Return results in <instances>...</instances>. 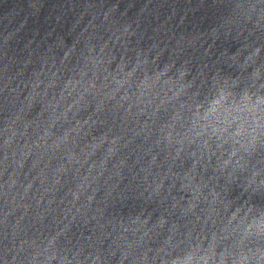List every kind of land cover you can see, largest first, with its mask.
Masks as SVG:
<instances>
[{
	"label": "clouds",
	"instance_id": "clouds-1",
	"mask_svg": "<svg viewBox=\"0 0 264 264\" xmlns=\"http://www.w3.org/2000/svg\"><path fill=\"white\" fill-rule=\"evenodd\" d=\"M218 7L228 11L209 29H215L218 37L214 41L207 37L206 44L209 40L216 44L223 37L238 46L234 52L222 48L215 60L207 57L206 77L196 76L193 80L190 75L188 80L192 83L185 81L181 85L182 94L173 93L167 102L168 117L153 122L154 139L169 157L184 155L198 163L203 161L207 169V182H202L204 201L225 218L232 212L235 219L233 209L239 208L241 218L247 221L243 227L231 235L217 237L213 233L207 248L203 242L208 237L203 233L193 237L178 232L160 253L150 255L143 250V237L139 242H130L128 229L117 221L97 222L79 234L61 228L58 235L49 232L31 239L23 235L18 223L13 224L5 216L0 218V264H179L176 257L189 250L193 264H218L214 244L227 253H221L224 264H264V230L257 229L264 221V67H260L258 76L251 77L264 64V0H223ZM56 35L47 41L43 38L41 47L35 49L37 67L39 54L47 50L48 44L56 43ZM9 40L5 37L0 42V69L12 56L8 52ZM89 47L90 44L82 45L73 54L74 59L94 55L89 54ZM224 49L228 50L227 57L241 52L234 62L236 70L227 79L216 75V69L228 63L227 57L220 65L214 63ZM207 50L204 47L202 55ZM249 58H256V63L242 70ZM191 71L193 75L198 72L195 63ZM139 78L133 75L125 79L127 88L117 103L126 98L132 101ZM114 83L117 88L124 86L119 81ZM115 99L114 94H106L100 103L107 106ZM134 173L135 169L124 177L127 192L136 195L143 189L152 195L151 185L144 187ZM234 192H239L242 199L237 200ZM111 212L122 218L127 206L118 201Z\"/></svg>",
	"mask_w": 264,
	"mask_h": 264
}]
</instances>
